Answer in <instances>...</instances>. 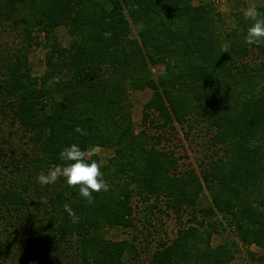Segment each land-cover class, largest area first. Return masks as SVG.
Masks as SVG:
<instances>
[{
	"label": "trees",
	"instance_id": "16d2710c",
	"mask_svg": "<svg viewBox=\"0 0 264 264\" xmlns=\"http://www.w3.org/2000/svg\"><path fill=\"white\" fill-rule=\"evenodd\" d=\"M232 16L230 28L215 0H0V39L17 32L19 42L4 56L0 49V123L27 147L0 150L5 169L27 165L24 177L0 187V221L14 230L0 231V264H129L134 244L109 240L105 230L135 229L137 206L153 210L159 199L176 219L188 218L146 264H228L237 243L212 245L227 232L264 250V44H245L250 22ZM33 47L46 48L38 76ZM145 89L152 93L136 131L128 97ZM176 125L206 134L198 172H179L162 147ZM73 143L110 151L104 164L92 157L110 185L92 194V205L63 178L45 186L36 179ZM204 192L209 204L197 208ZM29 236L39 247L25 258Z\"/></svg>",
	"mask_w": 264,
	"mask_h": 264
},
{
	"label": "rangeland",
	"instance_id": "374dc122",
	"mask_svg": "<svg viewBox=\"0 0 264 264\" xmlns=\"http://www.w3.org/2000/svg\"><path fill=\"white\" fill-rule=\"evenodd\" d=\"M264 0H215L218 10L227 16L226 24L228 27L232 28L235 25L233 20V13L242 14V9L255 5L257 9L262 5ZM243 15V14H242ZM17 32L9 33L6 36H2L0 39V49L4 56L8 50H13L18 47V41L16 37ZM56 35L63 46H67L68 38L65 35L63 29L59 28L56 31ZM16 37V38H15ZM44 47L35 48L33 47L29 53V61L31 64L32 72L34 75L38 76L43 70L42 61L45 54ZM255 54L252 53L246 61L250 64L256 59ZM159 72H162V68H158ZM157 72V71H156ZM155 72V73H156ZM151 90L145 89L143 91H131L129 93V101L131 104L132 121L136 131L139 130L141 125V111L144 103L147 102L151 95ZM16 128H10L9 126H4L0 123V150L5 154H20L21 151L27 152V147L25 142L21 139L22 134H15ZM165 139H163L164 148H169L174 152L177 158L179 172H184L188 169H194L195 172L199 170V164L206 153V134L199 130L197 127L188 129V127H181L176 125L174 131L165 134ZM97 156L101 164H104L107 158L110 156V151L103 148H96ZM0 163V187H8L13 181H17L24 177V169L27 167L25 165L16 174L12 172V169H5L3 166L6 164V158ZM25 163L23 162L22 165ZM45 174L47 173L44 172ZM164 200L159 199L155 209L150 210L149 208H136L135 218H136V230L129 229H112L105 230V236L109 240L113 241H127L134 244L135 254H129L128 263L129 264H146L147 257L157 248L159 242H167L173 239L177 229L187 221L188 216L183 214L181 220L176 219L177 217L170 214L164 210ZM209 204L207 194L204 192L201 194L198 202L197 208L205 207ZM12 220V219H11ZM12 220L11 224L18 227L17 223ZM148 223L150 225H148ZM24 226L25 223H23ZM7 224L5 219L0 221V231L5 227L8 232L14 231L12 228L7 229ZM30 231V230H29ZM34 237L29 236V241L25 242L26 251H23L24 257L31 255L28 249L35 250L39 247V241L33 240ZM24 239L22 238L20 243ZM33 240V241H32ZM236 242L238 251L235 258L228 264H264V250H260L255 246H243L241 243L237 242L232 233L227 232L219 236H214L212 239V245L221 244L223 242ZM20 243H17L16 248L20 247ZM37 245V246H36ZM24 258V259H25ZM18 264L17 259L15 263Z\"/></svg>",
	"mask_w": 264,
	"mask_h": 264
},
{
	"label": "clouds",
	"instance_id": "9594fccd",
	"mask_svg": "<svg viewBox=\"0 0 264 264\" xmlns=\"http://www.w3.org/2000/svg\"><path fill=\"white\" fill-rule=\"evenodd\" d=\"M133 10L138 9L139 5L132 4ZM243 17L250 22L246 32L243 33V42L247 45L264 44V13L260 12L255 5H250L242 9ZM105 39L111 37V32L102 34ZM52 83H58L59 78L53 77ZM74 131L81 136H86L87 131L77 125ZM97 154L96 148L82 150L78 144H71L64 147L58 155L61 161L58 165H53L47 173H40L36 177L41 186L54 184L58 179L63 178L69 188H78L80 197L87 201L88 205L94 203L93 193L107 192L110 185L104 179L101 172V164L92 159ZM63 211L72 219L73 223L78 222L79 217L72 207L65 203Z\"/></svg>",
	"mask_w": 264,
	"mask_h": 264
}]
</instances>
